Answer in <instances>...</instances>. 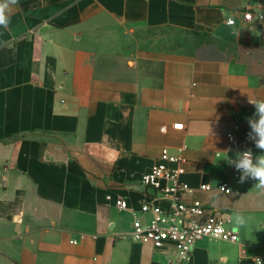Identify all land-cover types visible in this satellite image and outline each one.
I'll return each mask as SVG.
<instances>
[{"label":"crops","instance_id":"0c3cea01","mask_svg":"<svg viewBox=\"0 0 264 264\" xmlns=\"http://www.w3.org/2000/svg\"><path fill=\"white\" fill-rule=\"evenodd\" d=\"M255 100L264 0H19L0 29V264L264 261V190L252 179L183 195L227 220L235 243L202 239L180 259L172 243L131 239L141 176L161 150L181 152L193 189L229 183L226 134L247 136Z\"/></svg>","mask_w":264,"mask_h":264},{"label":"built area","instance_id":"2783aa9c","mask_svg":"<svg viewBox=\"0 0 264 264\" xmlns=\"http://www.w3.org/2000/svg\"><path fill=\"white\" fill-rule=\"evenodd\" d=\"M251 14L243 16L250 20ZM228 24L232 20L227 21ZM174 130H184L182 123L171 126ZM162 133L166 126L160 128ZM228 145L237 153L251 149V141L246 135L237 136L233 132L226 134ZM253 153V151H252ZM254 156V154H253ZM184 158L180 153H172L163 148L152 168L141 176L140 183L144 188L138 213L132 222L131 239L138 243H150L154 248H161L166 243H172L180 259L188 257L194 245L202 239L218 240L235 243L238 238L228 221L215 213L204 215V208L200 203H186L183 195L197 191L215 190L221 194L232 191V186L239 187L240 172L230 164L231 178L229 183L216 187L200 185L193 189L181 180L184 175ZM118 207L127 209L126 201H119ZM199 217V219H197ZM85 235L81 234V238ZM95 238V236H92ZM76 243V242H74ZM178 264V262L174 263ZM252 264H264L261 257H255Z\"/></svg>","mask_w":264,"mask_h":264},{"label":"clouds","instance_id":"9594fccd","mask_svg":"<svg viewBox=\"0 0 264 264\" xmlns=\"http://www.w3.org/2000/svg\"><path fill=\"white\" fill-rule=\"evenodd\" d=\"M18 5L19 0H0V29L7 30L9 28L11 16ZM249 102L254 105L255 113L247 118L250 127L247 138L254 142L257 149L264 152V100ZM229 163L241 173L240 183L252 179L257 181L255 188L264 190V154L254 157L251 149H248L237 152L235 159L230 160ZM234 221L238 226H245L248 223V218L236 213Z\"/></svg>","mask_w":264,"mask_h":264},{"label":"rangeland","instance_id":"374dc122","mask_svg":"<svg viewBox=\"0 0 264 264\" xmlns=\"http://www.w3.org/2000/svg\"><path fill=\"white\" fill-rule=\"evenodd\" d=\"M150 37L159 36L160 40H164L165 42H177L178 44H182L187 42L188 37L185 33L180 32H172L168 30H162V31H148L146 33Z\"/></svg>","mask_w":264,"mask_h":264}]
</instances>
